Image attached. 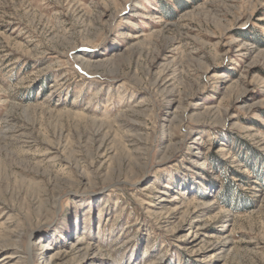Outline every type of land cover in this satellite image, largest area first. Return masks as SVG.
<instances>
[{
  "label": "rangeland",
  "instance_id": "1",
  "mask_svg": "<svg viewBox=\"0 0 264 264\" xmlns=\"http://www.w3.org/2000/svg\"><path fill=\"white\" fill-rule=\"evenodd\" d=\"M46 263L264 264V0H0V264Z\"/></svg>",
  "mask_w": 264,
  "mask_h": 264
},
{
  "label": "bare ground",
  "instance_id": "2",
  "mask_svg": "<svg viewBox=\"0 0 264 264\" xmlns=\"http://www.w3.org/2000/svg\"><path fill=\"white\" fill-rule=\"evenodd\" d=\"M48 263H51V259H49ZM47 264V263H46Z\"/></svg>",
  "mask_w": 264,
  "mask_h": 264
}]
</instances>
